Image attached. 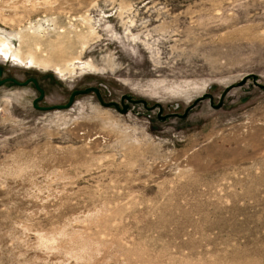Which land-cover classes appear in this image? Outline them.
Segmentation results:
<instances>
[{
  "label": "rangeland",
  "instance_id": "obj_1",
  "mask_svg": "<svg viewBox=\"0 0 264 264\" xmlns=\"http://www.w3.org/2000/svg\"><path fill=\"white\" fill-rule=\"evenodd\" d=\"M0 264H264V0H0ZM126 102V101H124Z\"/></svg>",
  "mask_w": 264,
  "mask_h": 264
},
{
  "label": "water",
  "instance_id": "obj_2",
  "mask_svg": "<svg viewBox=\"0 0 264 264\" xmlns=\"http://www.w3.org/2000/svg\"><path fill=\"white\" fill-rule=\"evenodd\" d=\"M2 75H3V71L0 67V85H2L5 82H12L13 84H15L17 86H25L28 83L32 82L34 84L35 88L39 91V95L33 99L32 105L34 108L39 109V110L47 111V110H52V109H67L72 105L75 97H77L79 95H85L88 93H94L98 99V102L101 105H103L105 107L113 106L119 113H126L129 110L130 103H141L146 109H149V110L157 107L158 108L157 117L160 120L166 119L167 116H176L179 118H183L187 115L188 111L197 102L204 100V99H209V104L212 108H215V109L220 108L223 104V100H224L225 95L233 87H238V86L243 85L245 83L246 79L249 77V75H247V76L243 77L239 82H235L233 84L226 86L224 88V90L222 91V93L220 94L219 99L216 103L214 102L213 95L209 92H205L202 95H200L199 97H197L195 100H193V102L191 104H189L182 113L172 112V113L167 114V115H162L161 114L162 105L159 102H155L152 105H148L147 100H145L143 98H134L131 94H122L120 96V102L119 103L117 101H113V100L104 101L102 96H101L100 90L97 86H87L85 88H77V89L72 90L65 103L41 106V105H38V102L44 98V90H43V88H41L39 86L35 77H28L25 80L21 81V80H18L16 78H13V77H3L2 78ZM251 76L253 78L255 85L264 90V83L263 84L258 83L255 79L254 74H252ZM124 101H126V102H124Z\"/></svg>",
  "mask_w": 264,
  "mask_h": 264
},
{
  "label": "bare ground",
  "instance_id": "obj_3",
  "mask_svg": "<svg viewBox=\"0 0 264 264\" xmlns=\"http://www.w3.org/2000/svg\"><path fill=\"white\" fill-rule=\"evenodd\" d=\"M0 45H3V42H0Z\"/></svg>",
  "mask_w": 264,
  "mask_h": 264
}]
</instances>
